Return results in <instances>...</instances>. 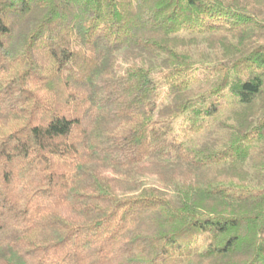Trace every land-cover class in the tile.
Instances as JSON below:
<instances>
[{
  "label": "trees",
  "instance_id": "trees-1",
  "mask_svg": "<svg viewBox=\"0 0 264 264\" xmlns=\"http://www.w3.org/2000/svg\"><path fill=\"white\" fill-rule=\"evenodd\" d=\"M0 264H264V0H0Z\"/></svg>",
  "mask_w": 264,
  "mask_h": 264
}]
</instances>
